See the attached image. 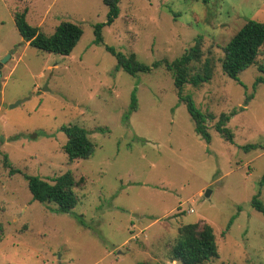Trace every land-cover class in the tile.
Returning <instances> with one entry per match:
<instances>
[{
  "label": "rangeland",
  "instance_id": "rangeland-1",
  "mask_svg": "<svg viewBox=\"0 0 264 264\" xmlns=\"http://www.w3.org/2000/svg\"><path fill=\"white\" fill-rule=\"evenodd\" d=\"M0 0V264H181L178 230L208 223L217 257L204 264H264V83L255 66L223 73V47L248 20L264 23V0ZM50 35L62 21L83 33L68 55L32 47L15 12ZM201 40L198 71L209 81L182 94L205 114L211 141L194 129L166 67ZM106 46L151 67L132 75ZM260 60L264 54L261 49ZM132 95L136 108H131ZM228 128L233 140L216 129ZM86 129L87 159L70 161L62 126ZM254 144L256 147L245 149ZM19 169L11 173L4 159ZM77 204L68 213L32 198L24 174L52 182L65 172ZM190 209L193 211L190 212ZM229 226V227H228ZM228 228V229H227Z\"/></svg>",
  "mask_w": 264,
  "mask_h": 264
},
{
  "label": "trees",
  "instance_id": "trees-1",
  "mask_svg": "<svg viewBox=\"0 0 264 264\" xmlns=\"http://www.w3.org/2000/svg\"><path fill=\"white\" fill-rule=\"evenodd\" d=\"M120 0H103L107 6V18L105 22L97 23L94 26L95 43H102V28L111 24L119 14L118 3ZM14 21L19 34L32 47L39 50L53 52L61 55H68L76 46L82 36V29L70 21L60 22L52 34L46 35L39 30V27L30 25L26 20V12H15ZM264 45V23L256 20L246 21L223 47L221 69L223 73L233 79H238L239 74L249 66H255L260 76L255 79L254 85L264 83V54L261 56V49ZM201 40L196 38L192 47L184 54L166 63V67L172 72L173 83L180 101L184 102L186 109L194 121V129L207 143L211 141L208 131L207 120L213 119L212 114H205L198 110L189 95H183L184 84L194 86L209 81L213 73V63L206 58L200 69L191 73L192 62H199L201 58ZM106 50L115 55L117 64L129 74L147 72L151 67H157L160 62H154L151 66L137 60L134 53L123 54L113 47L106 46ZM131 108H136L135 96L132 95ZM217 124L216 129L221 130L229 140H233L228 128ZM61 130L67 139L63 150L70 161L74 159L89 158L95 148L89 139L86 129L77 125L62 126ZM256 147L254 144L245 145V149ZM5 165L11 173L19 172V169L12 168V165L4 159ZM21 172V171H20ZM27 186L32 198L41 203L52 202L56 206V212L68 213L77 204V196L73 190L75 181L71 172L67 171L49 182L36 175L24 174ZM264 183V176L261 184ZM252 206L258 212L264 214V206L255 196L252 199ZM229 227V226H228ZM228 229V228H227ZM178 239L171 248V256L181 264H204L217 257V244L213 228L208 223H189L182 225L178 230Z\"/></svg>",
  "mask_w": 264,
  "mask_h": 264
},
{
  "label": "water",
  "instance_id": "water-1",
  "mask_svg": "<svg viewBox=\"0 0 264 264\" xmlns=\"http://www.w3.org/2000/svg\"><path fill=\"white\" fill-rule=\"evenodd\" d=\"M9 56H7L6 58H4L1 62H0V67H1V64L2 62H4ZM0 76H1V73H0Z\"/></svg>",
  "mask_w": 264,
  "mask_h": 264
},
{
  "label": "built area",
  "instance_id": "built-area-1",
  "mask_svg": "<svg viewBox=\"0 0 264 264\" xmlns=\"http://www.w3.org/2000/svg\"><path fill=\"white\" fill-rule=\"evenodd\" d=\"M193 210L192 209H190V212H192Z\"/></svg>",
  "mask_w": 264,
  "mask_h": 264
}]
</instances>
